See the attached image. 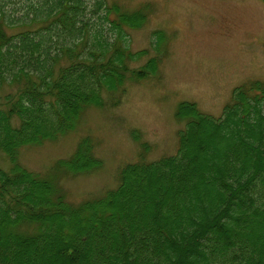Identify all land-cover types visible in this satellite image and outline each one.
Masks as SVG:
<instances>
[{
	"label": "trees",
	"instance_id": "trees-1",
	"mask_svg": "<svg viewBox=\"0 0 264 264\" xmlns=\"http://www.w3.org/2000/svg\"><path fill=\"white\" fill-rule=\"evenodd\" d=\"M88 2L0 0V90L13 89L0 96L11 161L0 169V264H264V79L234 87L217 117L178 103L176 153L127 163L102 195L69 202L54 173L18 162L20 147L67 132L103 84L121 80L117 37L145 15ZM102 20L114 41L98 37ZM92 157L81 144L58 165L85 170Z\"/></svg>",
	"mask_w": 264,
	"mask_h": 264
},
{
	"label": "rangeland",
	"instance_id": "rangeland-1",
	"mask_svg": "<svg viewBox=\"0 0 264 264\" xmlns=\"http://www.w3.org/2000/svg\"><path fill=\"white\" fill-rule=\"evenodd\" d=\"M106 1L145 15L137 28L124 25L120 38L106 20L99 25L100 39L117 37L121 43V80L116 74L103 84L100 99L82 108L67 132L18 149V162L30 171L54 173L55 184L72 203L116 187L127 163L175 154L177 131L185 127L174 115L181 101L195 102L217 117L234 87L264 79V0ZM100 13L103 9L88 13L91 25ZM8 91L13 89L4 86L0 96ZM81 144L100 160L97 166L58 165ZM10 164L0 152V169Z\"/></svg>",
	"mask_w": 264,
	"mask_h": 264
}]
</instances>
